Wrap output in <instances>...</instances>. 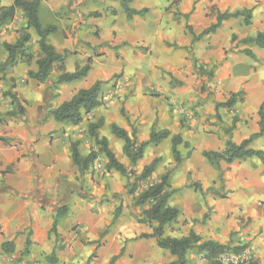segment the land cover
I'll list each match as a JSON object with an SVG mask.
<instances>
[{
	"label": "clouds",
	"instance_id": "9594fccd",
	"mask_svg": "<svg viewBox=\"0 0 264 264\" xmlns=\"http://www.w3.org/2000/svg\"><path fill=\"white\" fill-rule=\"evenodd\" d=\"M190 2L191 0H115L116 15L106 14L105 17L110 26L104 38L112 53H105L102 60L96 61L97 64L102 62L105 68L99 79L100 91L96 93V102L74 94L79 115H83L87 123L95 122L98 125L101 117L104 118L102 126L97 128L105 130L99 139L90 136L85 141L93 145L97 155L114 149L117 143L127 155L130 143L134 146L133 151L140 150L143 145L145 160L151 159L149 153L155 154L159 158L156 161L158 167L167 173L165 181L156 180L154 176L156 183H170L171 178L180 172L186 180L183 189L185 192L194 189L199 179L196 161L189 167L188 150L184 147L196 145L202 137V131L191 126L192 106L196 96L194 92L187 91L179 81L173 82V77L167 76L162 68L176 54L174 45L169 46L170 37L174 33L180 34L189 23L185 11ZM196 8L200 15L204 12L209 14L207 31L202 38L224 28L229 29V34L236 33L237 36L264 33V0H199ZM112 21L115 23H111ZM113 32L115 36L112 35ZM100 51L104 52V48ZM158 64L161 65L160 69L155 67ZM149 69H153L151 74ZM87 72L88 69L85 68L80 74L85 75ZM85 78L89 79V85L85 89H91V79ZM165 84L169 86L165 87ZM157 89L159 95H148ZM237 98L241 100L238 96L230 102L235 103ZM68 101L72 102L73 98L69 97ZM243 101L246 102V99ZM212 102L208 100L209 104ZM50 104L56 107L55 101L50 100ZM68 112H72V109L69 108ZM46 115L51 116L53 113L48 112ZM55 115L60 113L56 112ZM61 118L70 119L68 116ZM31 123L29 121L30 125ZM113 123L119 125L116 128L123 130L126 137L113 130ZM224 126L217 122L216 129ZM203 127L208 125L204 124ZM247 131L249 135L264 134L256 127H249ZM2 135L4 133L0 132V136ZM104 136H108L107 142H102ZM42 139L43 134L40 129H36L32 136L20 137V140L26 141L24 144L16 143L13 149L0 148L4 153L0 157L3 161L0 163V189H3L0 191V212L3 213L0 222L5 226L4 233L0 235V253H3L0 264H35L37 260L40 264H57L58 258L54 256V252H60L62 244L67 245L66 252L63 253L67 264H107L112 252L99 247L105 242L87 229L82 230L80 235L74 232L69 235L60 233L59 237L57 231H52L49 243L43 250L35 244L29 245L27 251L21 246H14L17 230L27 228L30 223L20 218L22 208L30 209L31 217L35 220L49 215L47 211L41 212L42 203L51 207L60 198L67 201L73 193L87 195L83 182L91 176L92 156L87 155L82 144H74L69 137L65 144L56 145V151L60 153L67 148L70 163L60 165L51 160L45 162L40 159V148L37 146ZM47 139L54 140L55 137ZM235 149L242 150V146L237 143ZM231 150L230 147L228 151ZM9 152L12 154L9 155ZM217 152L227 154L223 147ZM23 155L32 157L31 170L21 173L14 166L9 172L10 163L15 164L16 158ZM216 158L217 154L214 153L208 160L211 162ZM117 163L118 160L113 161L115 167ZM48 164L51 167H47ZM46 168L51 177L45 176ZM132 168L129 165L130 172ZM38 175L43 177L42 182H37ZM87 183L91 185L92 180L88 179ZM260 199L264 200V196ZM49 200L51 204L48 203ZM83 203L89 206L87 201ZM204 207L203 197L193 193V198L187 202V211L176 225L179 236L169 239L173 235L170 231L163 237L159 233L155 234V238L162 241L158 253L162 254L161 259L165 264L168 261H174L175 264H264V209L258 215H253L251 222L247 219L246 209L239 218L233 219L228 228L216 230L215 223H203L201 213ZM149 222H152L151 218ZM158 223L157 221L153 226L156 227ZM180 244L183 247L178 246Z\"/></svg>",
	"mask_w": 264,
	"mask_h": 264
},
{
	"label": "crops",
	"instance_id": "0c3cea01",
	"mask_svg": "<svg viewBox=\"0 0 264 264\" xmlns=\"http://www.w3.org/2000/svg\"><path fill=\"white\" fill-rule=\"evenodd\" d=\"M177 2H180V0H177ZM11 3L12 0H6L2 5ZM114 3L115 0H47L41 3L39 17L42 24L57 26V31L49 36L48 41L58 52L71 51L65 60L66 71L73 72L78 65L82 66L89 58H92V67L87 77L94 71L103 70L105 72L103 63L97 64L96 61L102 60L105 53L111 54L107 46L105 47L107 40L104 37L107 28L110 26V24L106 23L105 17L106 14L116 15ZM198 3L199 0H191L189 7L185 11V15H189L186 18L189 23L185 25L180 34L174 33L170 37L169 46L174 45L176 54L171 59V62L162 68V71L167 76L171 77L172 75V77L174 76L178 79H185V71H181L180 67L192 61L193 56L189 55L190 47L192 46L204 66L207 64L209 67H214L215 80L220 79L222 82L216 100L224 101L226 100L224 99L225 96L229 97L232 92L240 89L245 91L244 99H246V102H239L232 108H219L218 113L221 118L218 119V122L225 125L223 128L217 130V122L213 125H208V127H201L202 137L196 146L202 152L207 149L218 150L221 147L225 148L227 140L224 139V137H227L225 135V127H228L226 124L227 119L230 117H232L231 123L234 117L238 118L232 131V139L237 143L251 136L247 131L249 127L260 129L258 112L264 101V47L254 43H242V39L253 35L237 36L236 33L229 34L228 28L218 29L210 35L193 41V34L187 29V25L192 26L194 32L198 34L207 28L209 16L207 12H204L203 15L197 13L196 6ZM111 23L115 22L112 21ZM25 25L24 14L19 11L12 22L1 28L4 29V33H6V29L11 32L9 37H14V35L19 37L17 30L25 27ZM29 32L31 33V39L27 43L26 48L33 55L39 49V37L33 28H30ZM112 35L115 36V32ZM232 35H236L235 40H232ZM16 39L17 37L13 42H6L14 43ZM1 46L3 45L1 44ZM91 46L93 48L97 46V52ZM102 47L104 52L100 51ZM244 49H250L256 57L246 54L242 51ZM4 51L6 53L0 57V62L5 61L8 56L7 51ZM56 67L57 64L54 65L49 79L45 82L36 81L27 75L29 69H37L36 59L32 60L30 65L27 60H20L4 73L0 72L1 111L7 112L16 107V103H13L10 94H15L17 101L24 108L22 113L8 118L7 123H0V132L4 133L2 136L5 138L4 140L0 139V148L13 149L16 143L24 144L26 141L20 140L21 136H32L36 129H40L44 136V139L40 140L37 145L40 148V159L45 162L51 160L52 163L60 165L70 163L67 157L68 149L64 148L58 153L56 145L65 144L69 137H71L73 142L80 140V135L72 133L78 125L57 122L52 116L46 115V113L50 112L51 108H54L51 106L50 100L55 101L56 106H58L61 101L68 100L79 89L88 87L89 80L84 78L80 82L61 83L57 88H52L50 85L53 84L56 76L59 75ZM155 67L160 69L161 65L158 64ZM148 71L151 74L153 69ZM100 73L102 74V72ZM170 73L171 75H169ZM99 79V77L94 78L92 84ZM160 82L163 83L162 80ZM191 85L192 83H188V87L184 84V88L187 91H192ZM164 86L168 87L169 85L165 84ZM6 93L9 94L5 95ZM157 93L156 95H159V89H157ZM219 97L222 98L220 99ZM255 97H257V107L253 110L249 108V100ZM211 104L208 103L207 99L197 108L202 111V109H209L210 107L217 113L214 104L212 106ZM248 117L252 118L249 121L250 123H247ZM29 121L32 122L31 125ZM65 124H70L68 129L73 130L64 132L63 127H67ZM85 128L86 126H84V130ZM47 137H55V139L48 140ZM250 146L264 150V136L254 139ZM11 154L9 152V155ZM3 155L4 153L0 151V157ZM2 162L0 160V163ZM14 166L21 173H27L33 166L32 157L29 155L17 157L15 164L10 163L8 171H12ZM221 166L226 192L224 196H221L222 198L218 197L217 193H209L210 198L207 199L211 200L210 205H214L213 209L216 215L230 217L231 221L234 218H239V215L247 209V219L251 222L253 215H258L264 209V200L260 199V197L264 196V164L260 159L250 157L230 164L222 162ZM47 167H51V164H48ZM44 171L46 177H51V173L47 171V168ZM97 172V170H91V176L87 177L83 182V187L87 192L86 196L73 193L67 201L62 198L58 199L55 204L51 205L52 208L42 203L41 212L47 211L49 213L47 217H38V219L33 220L31 210L22 208L19 213L20 218L30 223L27 228L21 227L17 230L14 246H21L27 251L29 245L35 244L43 250L49 243L51 232L54 231L52 227L58 208L67 205L68 213L57 220L55 231H57L58 237L60 233L69 235L74 232L80 235L82 230L87 229L105 242L99 247L106 248L107 251L112 252L111 257L107 259V264H165L161 259L162 254L158 253L160 247L156 239L153 237H150L149 240L142 237L138 238L141 233H150V231L144 223L137 221L134 214L130 213L126 203L122 202L123 195H120V193H122L124 184H126L124 175L115 170H102V175L100 176H98ZM211 175L212 178L204 181V183L206 182L205 186L213 185V188H217V185L214 184V181L217 180V173L212 172ZM88 179L92 180L91 185L87 183ZM99 180L101 184L97 182ZM42 181L43 177L38 175L37 182ZM170 186L175 189V192L169 199V204L180 210L178 219H181L187 211L188 200L191 197L193 198V193L195 192L188 191L187 194H184L180 185L171 183ZM0 191H3V189H0ZM203 191L206 192V190ZM207 191L211 192L212 190L208 188ZM83 201H87L89 206H85ZM93 201L96 202L93 203ZM0 202H2V197H0ZM48 203L51 204V201L49 200ZM120 205H124L123 210L118 217L116 225L110 227L114 213ZM2 216L3 213L0 212V220H2ZM218 230H220V227ZM4 231L5 226L0 222V235ZM171 237H177V235ZM66 248L67 245L62 244L61 251L54 252V256L58 258L57 264H67L66 259L63 257ZM2 255L3 253H0V256ZM105 255H107V252ZM36 262L40 264L39 260ZM170 262L172 261L167 263Z\"/></svg>",
	"mask_w": 264,
	"mask_h": 264
},
{
	"label": "trees",
	"instance_id": "16d2710c",
	"mask_svg": "<svg viewBox=\"0 0 264 264\" xmlns=\"http://www.w3.org/2000/svg\"><path fill=\"white\" fill-rule=\"evenodd\" d=\"M3 0H0V28L5 26L6 24L12 22L16 14L21 11L24 14V17L26 19V25L24 27V30L21 31L19 37L16 39L14 43L10 42H3V48L7 51L8 56L5 61L0 62V72L4 73L9 67H12L16 65L20 60H27L29 63L32 61L33 55L27 51L26 45L31 39V33L29 32L30 28H33L36 32V34L39 37L38 45H39V53L36 57V64L37 69H29L27 72V75L29 78L34 79L39 82H45L49 79L53 69L54 65L57 64V71L59 72V75L56 76L54 83L55 85H59L61 83H70L77 80H82L89 74L91 67H92V58H89L87 62L80 66L78 65L76 70L73 72H68L65 69V60L68 56V54L71 52L69 50H65L64 52H58L55 47L48 41V38L50 35L55 33L57 31V26L53 24L49 25H43L40 17H39V9L40 5L43 1L47 0H12V3L9 5H2L1 2ZM186 18H188L189 15H185ZM187 29L193 34V41H196L202 37V35L207 31V28L202 30L200 35L196 34L192 28V26L187 25ZM217 30L213 31L216 32ZM212 32V33H213ZM236 39V35H232V40ZM242 43L245 44H256L260 47H264V33H257L255 36L247 37L241 40ZM246 54L250 55L251 57H256L255 54L250 49H244L242 50ZM87 68L88 72L85 75H81L80 73L83 72V70ZM174 79V78H173ZM91 89H85L81 88L79 89L75 95L81 96V98H86L89 100L95 101L96 93L100 91L99 89V80L95 81L92 85ZM9 93H6L5 95H8ZM75 95L72 96L73 101L69 102L68 100L63 101V103L59 104L58 106L51 108L50 112L53 113L51 115L53 119L60 123H70L73 125L80 124L84 116L79 115V107L75 103L76 97ZM245 91L243 89H240L239 91L232 92L230 96L224 100V101H217L215 105V109L218 114L219 108H232L237 103L243 102L244 100ZM240 97V99H236L235 103H231L230 101L233 98ZM13 103H16V107L13 110H8L7 112H2L0 109V123L5 121V118L8 116H15L18 113H22L24 108L22 107L21 103L17 101V97L15 94H11ZM71 108L72 112H68V109ZM90 110V108H88ZM56 112H59L60 115H55ZM259 127L261 130V133H264V101L261 104L259 108ZM61 116L69 117L67 118H61ZM238 121L237 117L233 118V121L231 123V126L228 127L225 131V134L227 135V140L225 144L224 150L227 152L226 155L218 153L217 150L213 149H207L202 151V155L208 160V157L212 154H217V158L209 162L212 167L217 169L219 171V177L221 181L223 182V169H222V162L225 163H233L238 160H244L250 157H256L262 161L264 164V150L263 149H255L252 148L250 145L252 141L258 137L264 136V134H252L249 138H246L239 142V144L242 146V150H236L235 145L237 142H235L232 139V130L236 126V122ZM103 124V118L100 119V122L98 125H95V122L93 124H88V133L90 136H95L97 139H99V133L97 129L99 126H102ZM113 130L118 135H124L126 137V133L123 132V130L117 129L116 127H119V125H115L113 123ZM110 126V128L112 127ZM0 139L4 140L5 138L3 136H0ZM108 138L106 136L103 137L102 142H107ZM74 144H80V140H76L73 142ZM105 147H107L105 143ZM134 146L130 143L129 147L127 149L128 155L124 152V154L128 157L130 164L134 167L139 160L144 158L143 154V145L141 146L140 150L133 151L132 148ZM232 148L231 151H228L229 148ZM179 148V145L177 146ZM100 154H103L107 158V162L105 164L108 171L115 170L121 173L124 176L133 177V182H128V186L130 193L135 194L137 191L138 183L150 179L152 174L156 171L157 168V159L154 158L150 163L146 164L143 169L139 172V175L137 176V170L131 169V172L129 171V167L126 166L123 162L119 161L117 158L115 152L110 149L108 152H100L98 155L96 154L95 148H91L87 155L92 156V163L100 156ZM192 153L191 151L188 152V156H190ZM118 160L119 163L116 164L117 167L113 165V161ZM159 181H165L167 180V173H164ZM223 185V184H222ZM201 188V186H199ZM169 189H171L169 191ZM212 191L216 192L217 194H220L221 196H224L220 192V190H217L215 188H211ZM175 192V189H172L169 183H156V180L153 181L150 185L146 187L145 190H143L139 196L137 197L135 201V205H146L149 204L148 207H145L143 210L140 211V213H136V219L139 223H147L152 228V232H144L140 234V237L143 238H155V234L159 233L161 237L165 236V227L167 225H170L172 222L176 221L177 218L180 215V210L177 207H174L169 204V199ZM122 212V205L118 206L115 213L114 218L111 223L115 224L117 222L118 217L120 216ZM68 213V206H62L59 207L54 224L52 227V230H56L57 220L60 217H63ZM149 218H151L152 222H149ZM159 222L156 227L153 226L154 222ZM106 231V230H105ZM176 237H169V239H174ZM156 239V238H155ZM157 244L159 247H161L162 241L159 239H156ZM183 242V241H182ZM180 247H183L182 244L178 245ZM175 250V249H174ZM221 250L222 247H221ZM167 264H175L174 261L167 263Z\"/></svg>",
	"mask_w": 264,
	"mask_h": 264
},
{
	"label": "rangeland",
	"instance_id": "374dc122",
	"mask_svg": "<svg viewBox=\"0 0 264 264\" xmlns=\"http://www.w3.org/2000/svg\"><path fill=\"white\" fill-rule=\"evenodd\" d=\"M5 2H6V0H3L1 2V4H4ZM23 30H24V27L18 29L17 30L18 35H20L21 31H23ZM5 31H6V33H4V29L0 28V57L4 56L6 53L4 51L5 49L3 48V46H1V44H3L2 42H4V41L13 42L16 37L18 38L17 35H14V37H9V35L11 36V32H9L7 29ZM106 46H107V44H105V47ZM91 48L97 52V46L94 48L91 46ZM107 48L109 49L110 53H112V49L109 48L108 46H107ZM38 53H39V49L34 52L32 60L36 59V57L38 56ZM116 54L119 55L118 52ZM189 55L193 56L192 61L189 64L185 63V65L183 67H180L181 71H185L184 75L186 78L185 79H180V78L178 79V78H175L173 76L174 77L173 82L179 81L183 87H184V84L188 86V83H192L191 88H193L192 92H194L196 99H195V102L192 106V117H193V119H192V125L191 126L197 127L201 130V127L204 124L213 125L219 121L218 119L221 118V116L220 115L218 116L217 113L214 112V110H212V108L210 109V107H209V109H202V111H200V109H198L197 107H199V105H201V103H203L207 99L212 100L213 104L215 106L216 102L218 101V100H216V96H218L217 93L220 92L219 90H220V86H221L222 82L220 79L215 80L216 78L214 77L215 76L214 67H209V66H207L206 63H205L206 65L204 66V64L201 61V58L198 57L196 51L194 52V48L192 46L190 47ZM28 64L30 65L29 61H28ZM98 69H101V68H98ZM100 72H102V74ZM103 74H104L103 70L94 71L89 75V78L91 79V81H94V78L95 79L97 77L100 78ZM169 75H171V73ZM203 76H205V77H203ZM171 77H172V75H171ZM78 81L80 82V80H77L75 82H78ZM83 82H85V81H83ZM57 86L58 85H55L54 82L52 85H50V87H52V88L53 87L57 88ZM156 94H158L157 91L148 93V95L153 96V97L157 96ZM224 95H222V96H224ZM10 98H12L11 94H10ZM219 98L221 99L222 97H219ZM227 98L228 97L225 96L224 99H227ZM256 101H257V97L249 100V108L250 109L254 110L257 107ZM196 102H198V103H196ZM5 104H7V103H5ZM213 104H211V106ZM10 117H12V116L6 117L5 121L2 122L1 124L7 123L8 118H10ZM231 118L232 117L227 119L226 125H228V127L231 126ZM181 119H187V117H181ZM251 120H252V118L248 117L247 123H250L249 121H251ZM69 125L70 124H68V125L65 124V126H67V127H63L64 132H67V131L71 132V130H73V129H68V128H70ZM84 126H86L85 130H84ZM87 126H88V123H86L85 119H83V123L81 122L80 124H78V126L74 129V131H72L73 134L81 136V138H80L81 143L80 144L83 145V150L86 153H88L91 148H94L92 144L85 143V141L88 139V137H90L88 130H87ZM228 127H225V128L227 129ZM110 130H111V128H109L108 131L110 132ZM204 130H206V129L204 128ZM104 131L105 130L102 128L99 129L98 130L99 136ZM184 147L188 150V152L191 151V153H192L190 156H188L189 157V160H188L189 167L193 166V164H192L193 161H196V170H197V173L199 175V179L196 181V187L194 189H192L191 192L194 191L195 193H198L199 196L203 197V199L205 201V207H204L203 212L201 213L203 218H204L203 223L205 225H207L209 222L215 223L216 230H218L219 227H220V229L221 228H228L232 222L229 219L230 217L216 215V212L213 209L214 205H210L211 200L207 199V198H210L209 193H212V194L216 193L214 191H211V192L207 191L208 188L211 189L214 186L210 185L207 187V186H205L206 182L204 183V181L208 180L209 178H212V175H211L212 172H216L217 173V180L214 181V184L217 185V188H215V189L220 190V192L222 194H224L226 192V184L224 183V181L222 182L221 179L219 178V171L211 166V164L207 161V159L202 155V152L199 151L198 146L194 145V146L190 147L189 145H184ZM112 150L115 152L119 161L124 162L125 165L128 167H129V165H131L129 159L127 158V156L123 152V148L120 147V145L118 143L116 144L115 148ZM148 155L151 157V159H148L146 161L145 156H144L143 159L138 161V163L133 167V169L137 170V172H140L146 164L150 163L154 158H158L153 153H149ZM106 162H107V158L103 154H100V156L90 166L91 170H97L98 176L102 175V170H107V168L105 166ZM164 173H166V172H164L162 169H160L157 165L156 171L152 174L150 179L138 183L137 191L135 192V194L130 193V191H129L130 187L128 186V182H133L134 178L133 177L128 178V176H124V180H125L126 184H124V187H123L124 189L122 190V193H120V195L121 194L123 195L122 202L124 201L126 203L127 207L130 209V213L132 212L135 216L136 213H140L141 210H143L145 207L149 206V204L135 205V201H136L137 197L139 196V194L143 190H145L148 185H150L153 181H155L153 179L154 176L156 177V180H158V179H160V177ZM97 182L99 184H101L100 180ZM171 183L180 185L181 186L180 188L184 194L188 193V192L183 191V189L186 186V180L183 178V176L181 175L180 172H177L176 176L171 178L170 184ZM199 186H201V188L203 187L204 189L203 188L202 189L206 190V192L203 191L202 189H200ZM217 196L222 198L221 195L219 196V194ZM191 199H192V197H191ZM123 207H124V205L122 206V210H123ZM135 218H136V216H135ZM117 221H118V219H117ZM179 221H180V219L172 222L170 224L171 227H169L170 225H167L165 227V234H166V232L170 231L173 234L172 236H174V235L179 236V233L176 231V225L178 224ZM185 222L187 223L188 221H185ZM154 223H156V222H154ZM114 225H116V223L110 225V227L111 226L113 227ZM144 225L148 228V230L150 232H152V228L150 227L149 224L144 223ZM229 231L231 232V229H229ZM138 238H141V237L138 236ZM147 239L149 240L150 238H147Z\"/></svg>",
	"mask_w": 264,
	"mask_h": 264
},
{
	"label": "built area",
	"instance_id": "2783aa9c",
	"mask_svg": "<svg viewBox=\"0 0 264 264\" xmlns=\"http://www.w3.org/2000/svg\"><path fill=\"white\" fill-rule=\"evenodd\" d=\"M35 264H38L37 262H35Z\"/></svg>",
	"mask_w": 264,
	"mask_h": 264
}]
</instances>
